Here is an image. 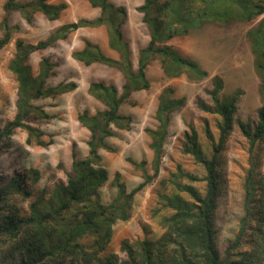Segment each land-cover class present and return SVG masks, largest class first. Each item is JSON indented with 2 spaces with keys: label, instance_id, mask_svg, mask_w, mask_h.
<instances>
[{
  "label": "rangeland",
  "instance_id": "rangeland-1",
  "mask_svg": "<svg viewBox=\"0 0 264 264\" xmlns=\"http://www.w3.org/2000/svg\"><path fill=\"white\" fill-rule=\"evenodd\" d=\"M48 1L66 2L67 6L59 18L48 20L40 12L27 17L20 11H6L5 0H0V37L4 33V16L10 26L17 27L11 31L10 40L0 48V131L16 111L17 81L8 68L16 51V41L22 40L25 46H34L39 41L46 40L64 23L79 18L91 19L99 14V8L92 7L87 0ZM110 1L125 8L126 17L120 28L129 42L132 65L136 69L138 50L150 39V28L143 21V13L137 10L144 0ZM252 2L264 4V0H196L192 25L197 24V27L190 29L187 34L157 40V44H169L183 56L195 60L207 75L201 79L191 78L183 70L176 77H168L164 75L159 60L152 58L145 69L149 86L131 92L122 102L120 113L132 117L129 128H118L110 124L114 135L104 140L113 150L102 147L98 149L102 164L108 170V179L101 188V199L105 203H109L117 195L114 182L116 172L120 173V181L128 192L143 180L142 171L128 161L129 157L137 161L145 159L146 169L153 173L154 154L146 129H155L159 124L155 111L160 93L166 90L169 91V98L182 99L181 105L169 114L168 132L157 176L134 194L128 209V219L118 220L113 225L112 237L98 255L103 257L114 253L120 261L126 257L122 242L134 245V242L144 238L158 239L163 230L161 220L171 213L162 195L178 192L173 184L177 178L181 183L192 184L200 194H204L203 181L191 182L186 177H179L178 170L197 177L205 176L204 166L196 161L193 153L186 150L190 147L186 133H190V127H193L202 156L210 159L218 142L220 116L203 111L199 103L214 106L208 90L213 86L212 77L218 76L222 80L221 97L235 91L240 92L233 113L232 129L216 156L219 162L215 168L219 180V195L213 213L214 242L222 257L225 256L227 247L238 231L240 219L245 215L246 191L256 195V181L264 175V128L252 144L243 130L247 129L254 135L261 122L260 78L254 68L252 43L258 34L262 36L264 47V24L258 33L252 28L259 24L264 12L249 20L242 19V16L252 11L249 5ZM166 31L164 28L161 33ZM84 39L98 44L106 55L118 58L117 51L108 45V33L104 25L78 28L65 39H57L45 48H34L28 55V63L34 75L38 72L41 58L49 57L56 63L45 87L72 80L77 83V88L71 92L34 100L51 115L49 118L30 116L27 120L44 132V146L27 144V133L21 128L15 129L9 137L0 136V143H4L0 150V177L24 174L22 186L31 192L29 197L20 193L8 194L20 216L28 213V203L38 197L39 191L46 189L45 195L48 196L58 181L66 180L65 172L71 167L72 151H75L77 158L86 157V141L90 133L79 122L77 115L85 109L91 114L105 109V105L88 93L90 81L112 83L117 87L118 93H121L124 77L117 68L102 63L84 66L72 58V51L81 48ZM29 168L38 170L36 181L30 179L31 174L27 172ZM1 183L3 181L0 180ZM249 203L252 207L250 209H253L255 200L250 199ZM8 241H0V264H13L17 258L7 247ZM234 257L232 255L230 259Z\"/></svg>",
  "mask_w": 264,
  "mask_h": 264
},
{
  "label": "trees",
  "instance_id": "trees-1",
  "mask_svg": "<svg viewBox=\"0 0 264 264\" xmlns=\"http://www.w3.org/2000/svg\"><path fill=\"white\" fill-rule=\"evenodd\" d=\"M94 8H99V14L94 18H79L60 25L46 40L36 45L25 46L22 40H17L16 51L8 63L9 70L17 81L16 111L0 131V136L9 137L17 128L27 133L26 143L44 146L42 136L44 132L27 120L30 116L49 118L42 106L34 100L71 92L77 88L75 81H60L54 86L45 87V82L53 72L56 63L49 57L39 61L38 72L34 75L28 63V55L34 48H45L57 39H65L68 34L81 27H98L104 25L108 33V45L117 51L118 58L106 55L98 44L84 39L83 46L72 51V58L84 66L92 63H102L108 67L117 68L124 77L121 93L112 83L102 80L90 81L88 93L105 105V109L91 114L87 109L78 113L77 119L89 130L86 141L88 152L86 157L77 158L72 151L70 169L65 172L66 180L58 181L46 196V189L39 191V195L28 203V213L18 215L13 207L14 203L8 194L20 193L29 197L31 192L22 186L24 174L15 173L7 178L0 177V241L9 240L7 247L13 256H17L13 264H264V175L256 181V195L249 190L245 195V215L240 219L238 231L222 257L214 242L215 228L213 213L219 195V180L216 167L219 162L217 155L220 145L227 139L233 123V113L236 109L239 91L228 96H220L222 80L218 76L212 77V88L208 90L214 106L200 102L199 107L205 111L220 116L218 121V142L214 146L210 159L202 156L196 141V132L190 127L186 133L188 146L186 150L193 153L196 161L205 169L204 177H197L178 170L179 177H186L191 182L203 181L204 194L190 183H181L177 178L173 184L178 192L162 195L164 203L171 209V213L161 220L162 233L158 239L144 238L134 242H122V249L126 253L125 259L118 261L114 253L103 257L98 253L110 241L113 225L118 220L128 219V209L134 194L151 182L158 174L162 155V148L167 135L169 114L181 105L182 99H171L163 90L158 97L155 111L159 124L155 129H146L153 151V173L146 169V160L139 161L129 157L128 161L142 171L143 180L129 192L120 181V173L114 175L117 195L105 203L101 199V188L108 179V170L102 164V157L98 151L100 147L113 150L106 144L105 138L114 135L110 124L118 128L128 129L132 121L129 114H122L119 108L133 91L149 86L145 69L152 58L160 62L164 75L176 77L183 70L191 78L201 79L207 75L199 64L183 56L171 45L157 44V40L171 38L178 34H187L192 25V14L196 0H144L137 10L143 13V21L150 28V39L138 50L136 69L133 68L129 42L124 38L120 26L125 17V8L115 5L110 0H87ZM252 11L243 20H249L254 15L264 12V4H249ZM65 1L52 3L48 0H5L6 11L16 10L25 16L40 12L48 20L59 18L66 8ZM255 9H254V8ZM264 24V17L259 24L252 28L258 33ZM191 25V26H190ZM4 28L0 37V48L11 36L12 27L7 17L2 20ZM191 27V28H190ZM166 28V32L162 29ZM252 43L254 68L260 78V108L261 122L256 133L251 135L247 129L244 133L252 144L264 128V47L261 35L256 34ZM4 143H0V150ZM32 181L38 179V170L29 168ZM248 185V184H246ZM182 193L188 194L183 196ZM255 200L252 208L249 200ZM256 204V205H255ZM20 231V232H19ZM86 239L89 241H85ZM246 246V248H242ZM235 256L230 259L231 256Z\"/></svg>",
  "mask_w": 264,
  "mask_h": 264
},
{
  "label": "crops",
  "instance_id": "crops-1",
  "mask_svg": "<svg viewBox=\"0 0 264 264\" xmlns=\"http://www.w3.org/2000/svg\"><path fill=\"white\" fill-rule=\"evenodd\" d=\"M91 81H94V80H91ZM78 82V81H77Z\"/></svg>",
  "mask_w": 264,
  "mask_h": 264
}]
</instances>
